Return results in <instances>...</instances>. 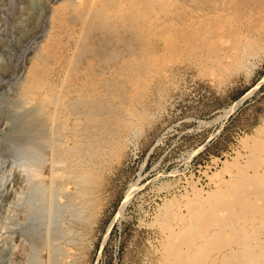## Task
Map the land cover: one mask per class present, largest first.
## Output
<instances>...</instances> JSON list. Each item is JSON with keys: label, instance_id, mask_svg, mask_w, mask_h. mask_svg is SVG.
<instances>
[{"label": "rangeland", "instance_id": "rangeland-1", "mask_svg": "<svg viewBox=\"0 0 264 264\" xmlns=\"http://www.w3.org/2000/svg\"><path fill=\"white\" fill-rule=\"evenodd\" d=\"M69 1L0 0V264H63L61 257L64 264H171L164 230L168 209L180 205L187 216L186 204L195 195L207 198L243 169L249 174L264 170V0H255L245 18L230 10L207 19L183 16L176 31L156 42L145 74L128 80L126 93L115 96L116 121L88 136L89 156L75 153L73 115L57 150L38 146L19 126L28 112L22 89L30 64L51 41L53 9ZM252 1L235 0L241 5L232 6L249 7ZM66 68L58 67L54 89L68 78ZM53 159L67 177L54 182L50 197ZM33 170L43 177L33 181L28 176ZM81 172L88 174L84 183L74 179ZM131 184L134 190L122 207ZM254 188L248 183L232 193L229 206L218 211L219 222L235 220L233 226L222 227V237L189 264H235L248 257L244 247L251 255L263 251L264 196L251 194ZM194 189L199 192L193 194ZM48 226L65 230L50 245L54 249L33 239L43 238ZM181 227L175 226L177 232ZM248 235L251 242L245 245ZM56 245L65 248L58 251Z\"/></svg>", "mask_w": 264, "mask_h": 264}, {"label": "bare ground", "instance_id": "bare-ground-1", "mask_svg": "<svg viewBox=\"0 0 264 264\" xmlns=\"http://www.w3.org/2000/svg\"><path fill=\"white\" fill-rule=\"evenodd\" d=\"M74 1L75 0H71L66 6L61 7V9H55V11L53 9L52 11V18L54 20L52 19L51 21H54L56 24L54 27L52 26L53 30H51L52 32L50 35L51 41L43 46L34 59L32 58L33 60L29 67V73L26 75L27 77L23 89L21 88L25 100H23V96L18 93L28 107V112L26 110V117L20 120L19 126L20 130L23 129L28 133H31L28 137H31L38 146H50L53 150H57L63 142L61 135L63 131L65 132L66 121L70 115H73V121H75V129L73 128L74 137L77 139L76 147L74 146L77 149V152L75 153L85 152L88 156L93 153H90L88 136H94L97 132L105 131L107 129L106 127L112 124L113 121H116L115 119L119 117V110H117L112 104L115 96L118 97L126 93V82L128 80L137 79L138 77V79H140L145 74L146 69L150 64L148 59H152V54H155V50L157 51L155 46L156 42L161 38L167 37V32L169 33L171 30L176 31L178 26H181L184 23L182 20L183 16L193 17L200 15L206 18L211 14L219 15L229 10L234 16H238L253 11V8H255L254 6L257 3L253 0L251 2L253 7L233 8L232 5L235 0H89L87 4H83L78 0H76L77 2ZM258 2L262 4L264 1ZM237 3H234V5L236 4L235 7L241 5H237ZM245 3L247 4L248 2ZM261 6L264 8L263 5ZM55 12L56 15H58V18L55 14L53 15ZM30 15H32V10H30ZM239 18L241 19L240 16ZM193 20H195V18H193ZM172 35H174V33ZM48 37L49 36H47V39H49ZM254 40L257 43L256 39ZM135 64L138 68L136 67L134 69L133 67ZM61 66L67 67L68 78L64 83L63 79L65 77L62 79L61 83L63 86L61 89L57 90L54 89L51 84L53 79L57 78V69ZM86 73H88L87 77H85ZM79 80H85V82H87L84 87H77L76 83ZM66 81L75 83V87L69 86ZM91 90H94V92L90 93L89 91ZM71 94L75 95V97L72 98ZM23 105L25 107V104ZM97 112H103L108 118L106 117V119L102 121L99 120L96 116ZM68 125L70 124L68 123ZM256 147L257 146H255V148ZM259 150L261 149L257 147V152ZM262 151L263 149L259 151V153ZM256 157H258L257 154ZM247 160L249 159L247 158ZM52 162L53 171L51 176H49V178L52 179V182L49 186L50 191H48V196L50 197L56 190H53L54 182L67 177V174H63L64 171L60 172L56 169L57 167L55 163L58 161L56 162L53 159ZM254 162H256V160L252 161V163ZM253 165H257V163ZM30 172L31 174L28 176L31 177V179L33 178V181H36L37 179L35 178L37 177H43L41 171L33 170ZM74 177L77 181L84 183L86 182L88 174L81 172L75 174ZM31 179L29 178V181ZM248 183H251V185L253 183L255 187L254 191L251 190V194H262L264 196V170L249 174L243 169L239 173V176L235 175L226 181H222L216 188L217 190L207 198H201L198 194L195 195L193 199L191 198V201H188V203L190 202L191 204H186L187 213L189 215L187 214V216H185V214L181 213L180 205L177 204V206H172L168 209L167 216L165 217L166 226L164 227V230L168 231L167 254L171 264H189L190 260H196L195 258L200 254L201 250L206 248L209 244L215 243L222 237V227L225 226V228L228 229L233 226L230 224H233L232 221L235 220H232L231 223L228 221L229 219L223 220L225 223H221V220L219 222L220 213L218 210L227 208L232 193L236 194L239 190L244 189ZM63 187L62 190H64ZM133 188L134 185L131 184L127 190L123 205H121L122 207L128 200L130 191ZM195 192L199 191L195 190L193 191V194H195ZM249 201L250 200H248L246 204H248ZM77 205L75 208L76 210L78 207ZM181 224L182 227L177 232L175 226H180ZM55 229H49L48 226L43 238H41L42 235L40 237L38 235L33 236V239L35 240L34 242H39L41 239V241L43 240V243L47 244V247H51L50 245L55 243L54 240H58H56V237H61L59 235H64L65 231L63 230L62 232L59 229ZM249 237L250 235L246 236L242 240V243L250 245L251 241H249ZM256 239H260V237L257 236ZM239 242H241V240ZM43 243L42 245H44ZM57 246L58 245H56L55 249H59L58 251L65 248H62L61 246H58V248ZM50 249L54 248L51 247ZM244 249L247 251L246 256L248 257H245L244 260L238 261L235 264H264V248L260 253L252 255L247 247H244ZM58 251H54L56 252L55 254H57ZM66 251L67 250H65V252ZM68 252L71 253L70 251ZM48 254L50 255L52 253ZM58 256H60L59 253ZM235 256L238 257L237 254ZM34 257H36V255ZM50 257L51 255L49 258ZM50 259L49 261H51ZM59 259L60 258H58V261ZM61 259L60 262H67ZM53 260L52 263H55Z\"/></svg>", "mask_w": 264, "mask_h": 264}]
</instances>
